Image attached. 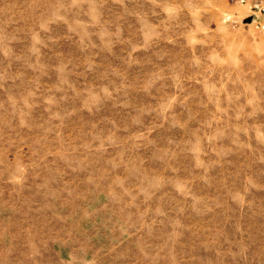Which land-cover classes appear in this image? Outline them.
Returning <instances> with one entry per match:
<instances>
[{
  "label": "rangeland",
  "instance_id": "374dc122",
  "mask_svg": "<svg viewBox=\"0 0 264 264\" xmlns=\"http://www.w3.org/2000/svg\"><path fill=\"white\" fill-rule=\"evenodd\" d=\"M264 0H0V264H264Z\"/></svg>",
  "mask_w": 264,
  "mask_h": 264
},
{
  "label": "built area",
  "instance_id": "2783aa9c",
  "mask_svg": "<svg viewBox=\"0 0 264 264\" xmlns=\"http://www.w3.org/2000/svg\"><path fill=\"white\" fill-rule=\"evenodd\" d=\"M262 31L264 32V26L261 27Z\"/></svg>",
  "mask_w": 264,
  "mask_h": 264
}]
</instances>
